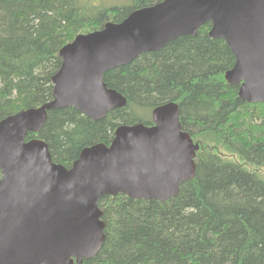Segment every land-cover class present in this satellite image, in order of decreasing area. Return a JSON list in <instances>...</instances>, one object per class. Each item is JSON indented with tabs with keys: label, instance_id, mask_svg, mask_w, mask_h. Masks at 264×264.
Masks as SVG:
<instances>
[{
	"label": "trees",
	"instance_id": "obj_1",
	"mask_svg": "<svg viewBox=\"0 0 264 264\" xmlns=\"http://www.w3.org/2000/svg\"><path fill=\"white\" fill-rule=\"evenodd\" d=\"M161 1L97 8L82 0H0V121L53 98L59 50L78 34ZM210 29L108 71L105 82L126 106L96 121L73 107L53 109L39 133H28L70 167L85 147L110 144L118 126L152 125V110L173 101L200 144L196 175L176 197L101 198L106 238L80 264H264V103L243 101L239 86L225 80L236 58Z\"/></svg>",
	"mask_w": 264,
	"mask_h": 264
},
{
	"label": "water",
	"instance_id": "obj_2",
	"mask_svg": "<svg viewBox=\"0 0 264 264\" xmlns=\"http://www.w3.org/2000/svg\"><path fill=\"white\" fill-rule=\"evenodd\" d=\"M208 23L236 58L226 81L243 101L264 103V0H162L61 47L53 98L0 121V264H80L106 238L101 198L165 202L195 177L200 146L173 101L152 110V125L118 126L110 144L85 147L70 167L27 135L39 133L53 109L73 107L96 121L126 106L105 74Z\"/></svg>",
	"mask_w": 264,
	"mask_h": 264
},
{
	"label": "rangeland",
	"instance_id": "obj_3",
	"mask_svg": "<svg viewBox=\"0 0 264 264\" xmlns=\"http://www.w3.org/2000/svg\"><path fill=\"white\" fill-rule=\"evenodd\" d=\"M89 6L97 5L96 7H112V6H126L130 5V0H82Z\"/></svg>",
	"mask_w": 264,
	"mask_h": 264
}]
</instances>
